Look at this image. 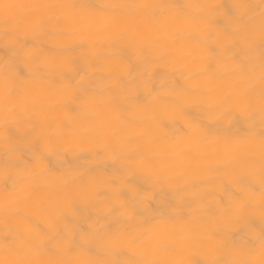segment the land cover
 I'll list each match as a JSON object with an SVG mask.
<instances>
[{
    "label": "clouds",
    "instance_id": "obj_1",
    "mask_svg": "<svg viewBox=\"0 0 264 264\" xmlns=\"http://www.w3.org/2000/svg\"><path fill=\"white\" fill-rule=\"evenodd\" d=\"M0 264H264V0H0Z\"/></svg>",
    "mask_w": 264,
    "mask_h": 264
}]
</instances>
